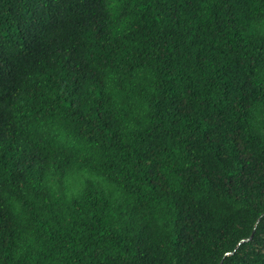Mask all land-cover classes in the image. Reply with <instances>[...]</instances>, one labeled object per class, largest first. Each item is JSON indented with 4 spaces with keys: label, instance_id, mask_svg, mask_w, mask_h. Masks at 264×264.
Segmentation results:
<instances>
[{
    "label": "trees",
    "instance_id": "16d2710c",
    "mask_svg": "<svg viewBox=\"0 0 264 264\" xmlns=\"http://www.w3.org/2000/svg\"><path fill=\"white\" fill-rule=\"evenodd\" d=\"M263 215L264 0H0V264H264Z\"/></svg>",
    "mask_w": 264,
    "mask_h": 264
},
{
    "label": "water",
    "instance_id": "95a60500",
    "mask_svg": "<svg viewBox=\"0 0 264 264\" xmlns=\"http://www.w3.org/2000/svg\"><path fill=\"white\" fill-rule=\"evenodd\" d=\"M263 217H264V215H263ZM263 217H262V218H263ZM262 218H261V219H262ZM261 219L259 220V222L261 221ZM254 235H255V231H254V233H253V235L251 236L250 239H248V240H243V241L241 242V244H242V243H246V242H250V241H252L253 238H254ZM230 255H231V254H230Z\"/></svg>",
    "mask_w": 264,
    "mask_h": 264
}]
</instances>
